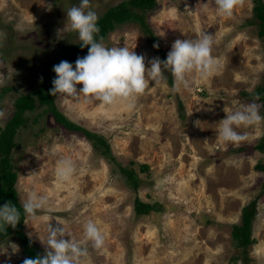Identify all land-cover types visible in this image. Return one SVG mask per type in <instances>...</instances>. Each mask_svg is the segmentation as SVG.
Returning <instances> with one entry per match:
<instances>
[{"label":"rangeland","instance_id":"1","mask_svg":"<svg viewBox=\"0 0 264 264\" xmlns=\"http://www.w3.org/2000/svg\"><path fill=\"white\" fill-rule=\"evenodd\" d=\"M119 1L90 0V7L99 16ZM80 2L0 0V112L4 114L0 127L12 115L15 96L38 83L60 45L80 41L66 17V11ZM156 2L144 15L158 42L137 21L128 20L108 31L104 45L133 49L146 57L147 65L154 57L166 59L176 39L209 33L214 37L212 55L218 69L203 79L192 74L191 86H181L179 92L172 90L173 81H168L165 71L159 84L150 82L135 98L133 108L127 102L104 105L83 96H55V104L68 118L105 137L114 161L82 132L56 121L38 102L33 110H26L27 122L17 128V144L10 155L17 172L15 186L21 203L32 191L47 196L50 211H38L35 218L25 216L23 230L43 255L38 236H47L45 217L53 225L62 221L72 238L87 248L80 264H242L231 229L240 222L242 206L260 195L248 257L249 264H264V192L260 194L264 171L254 168L257 161H264V151L254 147L264 121L237 128L248 136L238 145L222 141L216 132L225 116L223 108L236 110L251 102L257 96L252 91L264 82V49L253 0H244L231 17L218 15L214 0ZM256 102L263 116L262 104ZM196 120L200 128L194 125ZM239 145L245 149H236ZM65 158L73 161L76 170L68 180H61L57 166ZM141 163L148 168L143 170ZM118 164L135 170L137 188ZM136 196L159 208L136 213ZM88 220L105 237L101 249L85 244ZM10 245L17 247L16 253ZM0 251H4L0 264H22L28 258L14 233L0 240Z\"/></svg>","mask_w":264,"mask_h":264},{"label":"clouds","instance_id":"2","mask_svg":"<svg viewBox=\"0 0 264 264\" xmlns=\"http://www.w3.org/2000/svg\"><path fill=\"white\" fill-rule=\"evenodd\" d=\"M214 4L218 15L231 17L234 9L242 6L244 0H214ZM66 17L71 29L78 33L80 47H87L88 52L83 57L78 56L74 65L61 60L53 66L52 71L56 76L48 90V94L53 97L58 94L73 98L83 96L104 105L127 102L128 107L133 108L135 98L144 94L150 82L159 84L164 79L165 71L173 77L172 90L179 92L181 86L185 89L191 86L192 74L197 73L200 78H207L219 66L212 55L214 37L209 33H200L195 39H176L166 59L154 57L146 65V57L138 55L133 49L126 46L107 47L103 43V37L96 39L100 28L97 24L98 16L91 10L90 0H81L79 6L69 8ZM153 47L158 48L159 45L154 44ZM81 84L82 87L78 89L77 85ZM258 100L259 96H256L236 110L223 108L225 116L216 129L222 141L238 145L247 140L248 136L236 131L237 128L259 125L264 121V116L260 114L261 105L256 102ZM3 115L0 112V117ZM194 125L200 128L199 120ZM75 170L73 161L65 158L58 162L57 176L61 180H68ZM21 206L24 215L32 218L36 217L38 211H50L48 197L35 191L28 193ZM20 217V209L11 201L0 206V231H6L9 226L15 228ZM45 219L47 236H38L44 246V254L25 258L22 264H80V259L87 256V248L72 238L62 221L56 220V225H53L50 223L51 218ZM84 238L85 244L91 242L95 249H101L105 242L104 235L92 220L84 223ZM10 247L13 254L17 252V247Z\"/></svg>","mask_w":264,"mask_h":264},{"label":"trees","instance_id":"3","mask_svg":"<svg viewBox=\"0 0 264 264\" xmlns=\"http://www.w3.org/2000/svg\"><path fill=\"white\" fill-rule=\"evenodd\" d=\"M156 0H121L113 5L107 7L104 12L98 16V27L100 28L99 34L96 39L104 37L109 30L119 24L128 20L137 21L143 30L158 42V37L154 33L150 24L146 21L144 10L152 8L156 5ZM252 11L258 23L257 34L260 37L264 49V1L253 0ZM81 41L69 42L61 44L57 53L51 58L46 69L40 74L38 83L30 90L21 92L13 99V112L12 115L5 121L3 126L0 127V206L11 201L21 211L20 222L15 228L8 227L6 231H0V240L10 236L12 233L16 234L22 243L23 251L28 258H35L38 254L42 255L37 243L31 239L23 230V221L25 218L21 202L18 197V191L15 186L17 172L13 168L11 162V150L16 146L15 135L17 128L26 124V110H33L36 107V102L42 105L43 110L52 113L56 121L60 122L64 127L75 129L85 135L92 143V145L99 149L108 159L114 161V155L105 137L96 131H92L85 126L76 123L68 118L55 104L54 97L48 94V90L52 87V80L56 74L52 71L54 65L58 64L61 60H67L70 63L75 62L77 57H83L87 54L88 48L80 47ZM168 81L172 83L173 77L170 73L167 75ZM6 88V87H4ZM253 94L259 96V100L263 107L264 116V82L252 91ZM1 98V93H0ZM179 106L182 104L179 101ZM181 115H183L181 113ZM257 150L264 151V130L260 135L257 142L254 144ZM236 149H245L244 145L236 146ZM119 170L126 176L133 188H137L139 180L133 168L118 164ZM143 170L148 168V164L141 163L140 166ZM254 168L264 171V161H257ZM264 192V179L261 183L260 194ZM260 195H256L247 204L241 208L240 222L234 223L231 229V234L235 239V244L240 247L243 257L242 264H249L248 246L255 241L252 237V223L254 216L257 212L256 201ZM159 205L154 202L144 201L136 196L134 200V210L136 213H147L150 210L158 209Z\"/></svg>","mask_w":264,"mask_h":264},{"label":"crops","instance_id":"4","mask_svg":"<svg viewBox=\"0 0 264 264\" xmlns=\"http://www.w3.org/2000/svg\"><path fill=\"white\" fill-rule=\"evenodd\" d=\"M230 80H232V77L230 78Z\"/></svg>","mask_w":264,"mask_h":264}]
</instances>
